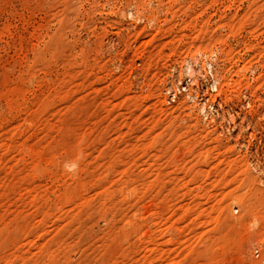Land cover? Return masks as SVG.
Instances as JSON below:
<instances>
[{"label":"rangeland","instance_id":"374dc122","mask_svg":"<svg viewBox=\"0 0 264 264\" xmlns=\"http://www.w3.org/2000/svg\"><path fill=\"white\" fill-rule=\"evenodd\" d=\"M0 264H264V0H0Z\"/></svg>","mask_w":264,"mask_h":264}]
</instances>
